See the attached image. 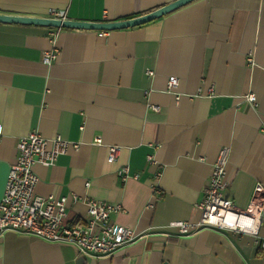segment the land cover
<instances>
[{"label": "crops", "instance_id": "crops-1", "mask_svg": "<svg viewBox=\"0 0 264 264\" xmlns=\"http://www.w3.org/2000/svg\"><path fill=\"white\" fill-rule=\"evenodd\" d=\"M173 1L0 0V15L60 12L71 21L116 22ZM55 29L0 23V199L16 143L36 130L78 145L51 167H32L36 195L66 198L61 224L86 221V207L72 202L76 195L120 206L110 220L138 236L111 257L83 264H264V208L257 237L223 229L178 237L168 229L198 221L196 206L222 148L229 150L225 201L246 211L256 185L264 189V0H195L102 35L61 29L58 56L47 66L41 56ZM170 77L178 85L167 92ZM108 147L120 148L113 162ZM122 166L124 180L117 175ZM79 258L69 245L0 234V264Z\"/></svg>", "mask_w": 264, "mask_h": 264}, {"label": "built area", "instance_id": "built-area-1", "mask_svg": "<svg viewBox=\"0 0 264 264\" xmlns=\"http://www.w3.org/2000/svg\"><path fill=\"white\" fill-rule=\"evenodd\" d=\"M48 18L64 20L60 12H51ZM60 30L57 28L49 32L50 49L44 51L41 56L44 65L50 66L58 56L56 40L57 32ZM100 33L102 35L105 32ZM248 59L249 63H252L251 55ZM145 75L151 79L154 73L146 70ZM177 85L178 79L170 77L167 81V92H171ZM244 99L248 103L256 102L253 94L246 95ZM152 110L158 112L159 108L152 107ZM2 134L0 124V137ZM94 142L101 145L100 139H95ZM77 147L78 145L71 144L59 136L45 139L36 130L18 140L15 146V163L9 167L0 199V234L13 232L47 243L69 245L73 247L78 257L84 259L111 257L138 240L132 229L110 220L111 214L120 212L118 205L72 195V202H80L86 207L87 219L81 223L62 225L66 198L54 199L35 194L38 179L32 167L35 165L51 167L60 155L65 154L70 148L75 150ZM119 152L118 147H108V161H115ZM228 152L227 148L220 149L211 165L210 174L203 188V197L196 206L200 212L198 221L169 223L168 229L176 236H187L202 229H223L237 234L258 236L264 208V189L256 185L246 211L237 210L223 199V192L228 185L225 179ZM148 161L152 162V159L148 158ZM117 175L121 180L127 178L128 167H120ZM260 245L264 248V241L260 242Z\"/></svg>", "mask_w": 264, "mask_h": 264}, {"label": "water", "instance_id": "water-1", "mask_svg": "<svg viewBox=\"0 0 264 264\" xmlns=\"http://www.w3.org/2000/svg\"><path fill=\"white\" fill-rule=\"evenodd\" d=\"M195 0H175L172 3L158 8L148 14L116 22H99V23H87L71 20H59L50 18H32V17H22V16H9L0 15V23L8 24H21V25H35L43 26L48 28H60V29H72V30H88L95 32H109L114 30L128 29L136 26L143 25L145 23L154 21L186 4H189ZM84 258H79L76 264H83Z\"/></svg>", "mask_w": 264, "mask_h": 264}]
</instances>
